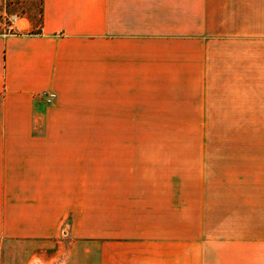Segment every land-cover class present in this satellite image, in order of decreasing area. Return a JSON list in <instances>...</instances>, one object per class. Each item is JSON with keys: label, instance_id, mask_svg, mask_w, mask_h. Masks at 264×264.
<instances>
[{"label": "crops", "instance_id": "obj_1", "mask_svg": "<svg viewBox=\"0 0 264 264\" xmlns=\"http://www.w3.org/2000/svg\"><path fill=\"white\" fill-rule=\"evenodd\" d=\"M11 19L1 264H264L247 240L224 251L203 239L217 229V183L233 180L218 178L219 150H58L59 124L136 123L142 99L264 122V0H43L40 34Z\"/></svg>", "mask_w": 264, "mask_h": 264}, {"label": "rangeland", "instance_id": "obj_2", "mask_svg": "<svg viewBox=\"0 0 264 264\" xmlns=\"http://www.w3.org/2000/svg\"><path fill=\"white\" fill-rule=\"evenodd\" d=\"M8 2L0 1V34L12 27L6 12L23 11L29 21L37 20L31 6L37 7L39 0L20 1L15 6V0L10 6ZM150 103L139 100L138 114L143 119L136 123L59 124L58 150H219L223 157L217 163L218 178L225 175L233 182L217 183L225 192L218 198L217 229L203 233V239L218 240L226 247L224 251L232 241L247 240L249 252L263 249L264 253V246H257L264 245V122L206 121L201 107L182 102L181 107L150 110ZM235 187L243 191L241 196L233 195ZM241 221L246 222L244 229Z\"/></svg>", "mask_w": 264, "mask_h": 264}, {"label": "trees", "instance_id": "obj_3", "mask_svg": "<svg viewBox=\"0 0 264 264\" xmlns=\"http://www.w3.org/2000/svg\"><path fill=\"white\" fill-rule=\"evenodd\" d=\"M1 1V0H0ZM9 1L8 2V6L12 5V1L13 0H7ZM16 2L14 3V6L17 4V3H20L23 2V1H26V0H15ZM31 12H33L36 17H37V20H33L32 18L30 19V23H31V30L29 31L28 34H40L41 33V28L43 26V0H39V4L37 7H32L31 6ZM7 16H11L14 17V16H17V17H23L24 15V12L21 11L20 13L18 12H15L13 11V13H7ZM8 33H11V34H18L13 27H11V30L8 32Z\"/></svg>", "mask_w": 264, "mask_h": 264}, {"label": "built area", "instance_id": "obj_4", "mask_svg": "<svg viewBox=\"0 0 264 264\" xmlns=\"http://www.w3.org/2000/svg\"><path fill=\"white\" fill-rule=\"evenodd\" d=\"M54 98V95L53 94H48L47 95V98H46V102H50V100Z\"/></svg>", "mask_w": 264, "mask_h": 264}]
</instances>
